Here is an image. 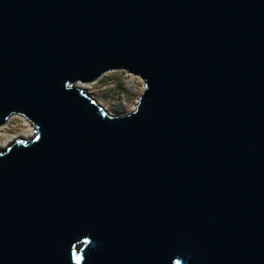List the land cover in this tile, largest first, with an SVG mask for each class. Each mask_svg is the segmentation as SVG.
<instances>
[{
	"label": "water",
	"instance_id": "water-1",
	"mask_svg": "<svg viewBox=\"0 0 264 264\" xmlns=\"http://www.w3.org/2000/svg\"><path fill=\"white\" fill-rule=\"evenodd\" d=\"M117 70L112 114L76 82ZM13 114L0 264H264V0H0Z\"/></svg>",
	"mask_w": 264,
	"mask_h": 264
},
{
	"label": "rangeland",
	"instance_id": "rangeland-1",
	"mask_svg": "<svg viewBox=\"0 0 264 264\" xmlns=\"http://www.w3.org/2000/svg\"><path fill=\"white\" fill-rule=\"evenodd\" d=\"M121 74L118 71L105 72L96 81L82 84L86 86L85 90L96 100L98 99L106 104L107 110L108 108H116L122 104L125 105L126 112H128L132 110L136 98L140 95L138 93L142 84L139 81L137 82V79H133L127 86H123L124 77ZM102 107L104 106L102 105ZM4 129L3 132L6 136H14L21 132V130H26L27 127L22 118L14 117L7 123ZM1 148H5V146Z\"/></svg>",
	"mask_w": 264,
	"mask_h": 264
},
{
	"label": "bare ground",
	"instance_id": "bare-ground-1",
	"mask_svg": "<svg viewBox=\"0 0 264 264\" xmlns=\"http://www.w3.org/2000/svg\"><path fill=\"white\" fill-rule=\"evenodd\" d=\"M140 83H141V81H140ZM76 84L82 88L84 87L83 89H85V87H86L85 85L83 86V84L80 82H76ZM141 91H142V86H141V89H140L138 94H140ZM97 102L100 103L101 105H103L105 108L107 107L104 102L99 101V100ZM108 111H110L112 114H121L123 112H126L127 110H126L125 105L120 104V106H117L116 108H112V109L108 108ZM14 117H16L14 114L10 115L5 120V122L0 126V148L3 146L6 147L14 139L27 138L32 133V127H31L30 123L28 121H26L25 118L21 117L25 126L27 127V129L21 130V132H19L17 135H14V136H6L5 133L3 132V129L6 127L7 123Z\"/></svg>",
	"mask_w": 264,
	"mask_h": 264
},
{
	"label": "built area",
	"instance_id": "built-area-1",
	"mask_svg": "<svg viewBox=\"0 0 264 264\" xmlns=\"http://www.w3.org/2000/svg\"><path fill=\"white\" fill-rule=\"evenodd\" d=\"M117 71L120 72V73H122L121 75L124 77V79H123V81H124L123 86H127L133 79H137V82L139 81V83L141 81V79L138 76H136V75H132V74H130L128 72H125V71H122V70H117ZM142 89H143V85H142ZM15 116L17 118H21L20 115H16L15 114Z\"/></svg>",
	"mask_w": 264,
	"mask_h": 264
},
{
	"label": "snow or ice",
	"instance_id": "snow-or-ice-1",
	"mask_svg": "<svg viewBox=\"0 0 264 264\" xmlns=\"http://www.w3.org/2000/svg\"><path fill=\"white\" fill-rule=\"evenodd\" d=\"M80 259H81V257L78 256V257H77V260H80Z\"/></svg>",
	"mask_w": 264,
	"mask_h": 264
}]
</instances>
